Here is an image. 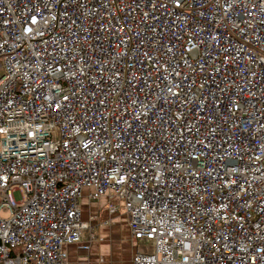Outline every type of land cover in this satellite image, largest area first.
Segmentation results:
<instances>
[{
    "label": "built area",
    "instance_id": "obj_1",
    "mask_svg": "<svg viewBox=\"0 0 264 264\" xmlns=\"http://www.w3.org/2000/svg\"><path fill=\"white\" fill-rule=\"evenodd\" d=\"M84 190L132 264H264V0H0V264H61Z\"/></svg>",
    "mask_w": 264,
    "mask_h": 264
},
{
    "label": "crops",
    "instance_id": "obj_2",
    "mask_svg": "<svg viewBox=\"0 0 264 264\" xmlns=\"http://www.w3.org/2000/svg\"><path fill=\"white\" fill-rule=\"evenodd\" d=\"M88 193H82L80 211L82 221L90 227L79 243L64 247L66 258L61 264H132L143 243L132 237L123 203L107 197L91 201ZM110 205L116 207L114 212Z\"/></svg>",
    "mask_w": 264,
    "mask_h": 264
},
{
    "label": "rangeland",
    "instance_id": "obj_3",
    "mask_svg": "<svg viewBox=\"0 0 264 264\" xmlns=\"http://www.w3.org/2000/svg\"><path fill=\"white\" fill-rule=\"evenodd\" d=\"M14 197H15L16 200H19V197H20L19 193L18 192H15L14 193Z\"/></svg>",
    "mask_w": 264,
    "mask_h": 264
}]
</instances>
